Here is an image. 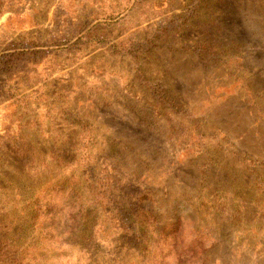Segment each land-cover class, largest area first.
<instances>
[{"label":"rangeland","instance_id":"1","mask_svg":"<svg viewBox=\"0 0 264 264\" xmlns=\"http://www.w3.org/2000/svg\"><path fill=\"white\" fill-rule=\"evenodd\" d=\"M0 264H264V0H0Z\"/></svg>","mask_w":264,"mask_h":264}]
</instances>
